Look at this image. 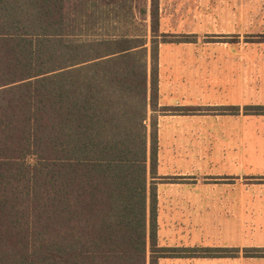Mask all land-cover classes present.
I'll return each mask as SVG.
<instances>
[{
  "label": "trees",
  "instance_id": "obj_1",
  "mask_svg": "<svg viewBox=\"0 0 264 264\" xmlns=\"http://www.w3.org/2000/svg\"><path fill=\"white\" fill-rule=\"evenodd\" d=\"M158 24L159 0H0V264L178 253L157 245Z\"/></svg>",
  "mask_w": 264,
  "mask_h": 264
},
{
  "label": "crops",
  "instance_id": "obj_2",
  "mask_svg": "<svg viewBox=\"0 0 264 264\" xmlns=\"http://www.w3.org/2000/svg\"><path fill=\"white\" fill-rule=\"evenodd\" d=\"M220 4L159 0L157 245L178 253L159 257L157 264L264 261L233 251L264 249V115L242 112L264 105V85L256 66L241 77L234 42L240 38L239 13L226 17L213 10ZM207 38L226 39L227 46L217 49ZM233 106L239 113L203 111ZM186 107L202 110H169ZM241 234L250 236L242 244ZM193 248H227L229 254L203 257Z\"/></svg>",
  "mask_w": 264,
  "mask_h": 264
},
{
  "label": "rangeland",
  "instance_id": "obj_3",
  "mask_svg": "<svg viewBox=\"0 0 264 264\" xmlns=\"http://www.w3.org/2000/svg\"><path fill=\"white\" fill-rule=\"evenodd\" d=\"M210 3L213 2L215 5L220 1V7H216L217 11H222L223 14L227 17H230L231 13L238 11L240 17V29L239 36L240 38H234V42H239L240 48V65H241V77L249 73L250 67L256 66L258 73L256 77L261 79V85H264V0H209ZM232 4H238V8H232ZM200 10V8H198ZM211 10L209 9H205ZM138 26V24H136ZM162 37L157 40H161ZM163 40V39H162ZM207 42L213 43L214 47L220 49L221 47H226L227 44L224 42L226 39L222 38H207ZM230 41V40H229ZM230 46V45H229ZM220 51V50H212ZM231 51V50H227ZM245 51V52H244ZM247 51H253L255 55L249 56ZM251 72V71H250ZM258 74V75H257ZM249 79V78H248ZM244 110V109H243ZM242 110V112H244ZM253 115V114H251ZM243 119V118H241ZM261 119V117H257ZM242 238H250L248 234H241V244L244 241ZM243 254V253H242ZM241 254V255H242ZM262 260H242L240 264H263Z\"/></svg>",
  "mask_w": 264,
  "mask_h": 264
}]
</instances>
